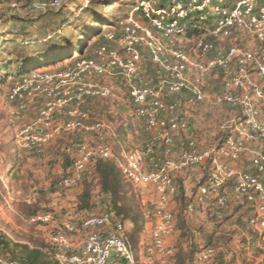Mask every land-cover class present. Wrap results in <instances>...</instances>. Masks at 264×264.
<instances>
[{"label": "built area", "instance_id": "2783aa9c", "mask_svg": "<svg viewBox=\"0 0 264 264\" xmlns=\"http://www.w3.org/2000/svg\"><path fill=\"white\" fill-rule=\"evenodd\" d=\"M33 1L32 11H45L62 4V0ZM230 2L169 0L161 4L159 0H137L120 30L104 31V43L89 57L75 58L63 68L31 70L22 74L7 93L16 115L27 111L32 103L40 104L35 117L14 136L19 150L40 155L63 132L80 131L84 137L92 134L103 137L108 127L102 121L89 123L87 106L93 99L109 96L106 79H118L129 92L134 114L142 118L148 128L157 130L159 136H165L167 131H187L189 126L179 111L180 104H166L164 99L185 94V104L193 107L205 98L203 79L214 70L220 71L222 88L215 101L240 113L238 118L225 124L228 135L221 144L202 148L195 137H189L187 146L176 158L167 155L163 161L156 162L153 160L158 148L155 137L141 150L124 152L118 163L125 179L135 186L153 188L156 195L153 209L144 212L145 217L152 220L150 240L144 246L147 263H152L155 257L168 263L174 255L173 246L167 242L175 231L170 207L177 191L173 172L210 163L209 176L198 187L200 200L209 204L210 215L227 205V187L231 185L233 192L246 203L257 204V215L250 220V225L264 226V220L259 219L264 213V153L250 150L246 145L248 140L264 138V125L259 120L260 107L264 106V0ZM3 6L0 3V11ZM133 11H138L143 22L133 18ZM192 14L211 21L208 35L213 38L200 37L197 61H192L182 48L173 45L174 36L185 29V21ZM237 31L258 39L262 43L260 49L252 51L237 44L220 49L217 41L231 38ZM156 32L169 44L170 50L154 35ZM111 44L117 45L121 53ZM139 46L147 49L152 62L159 67L157 77L140 76ZM192 69L194 77L190 76ZM84 139L71 144L72 161L63 179L65 188H74L92 161L114 158L108 143L90 144ZM165 141L171 143L170 138L166 137ZM246 154L250 155L247 169L232 164ZM146 158L151 160L149 167L143 163ZM3 178L4 172L0 173V182ZM27 221L45 229L59 264H108L113 256L124 260L125 264H137L127 244L124 222L111 210L101 213L79 208L61 212L38 210L29 215ZM1 232L0 228V235ZM75 233H83L84 238L76 251L70 252L71 236ZM216 253L213 247H201L195 255V263L211 261ZM0 263L15 264L3 258Z\"/></svg>", "mask_w": 264, "mask_h": 264}, {"label": "rangeland", "instance_id": "374dc122", "mask_svg": "<svg viewBox=\"0 0 264 264\" xmlns=\"http://www.w3.org/2000/svg\"><path fill=\"white\" fill-rule=\"evenodd\" d=\"M230 1L233 3L235 0ZM33 2V0H0V3L4 5L0 14H9L0 23V40L3 37L7 39L0 46L2 48L0 49V173L4 172L3 182L0 183V228L2 229L1 237H5L10 243L28 242L51 246L45 229L27 221L28 216L35 211L61 212L63 209L79 208L101 213L112 206L102 196L100 180L94 169L95 161L87 165L74 188L68 189L63 185V179L67 176L72 161L70 141H78V138H75L78 132H63L40 155L18 150L14 144V136L18 129L35 117L40 104L32 103L27 111L16 115L14 105L7 99V93L22 74L17 75V68L18 64L25 59L35 60L45 56L43 60L45 62L36 68H63L72 63L75 58L83 59L90 56L95 49L92 45L95 38L83 36L77 46L74 47L73 43L80 34L84 33L87 26H94L102 31L108 29L102 23L95 22V14L101 13L106 19L109 18L108 21H113L114 28L111 31L118 32L121 24L126 22L128 15L136 7L137 0H62L60 8L48 12L32 11ZM159 2L167 4L169 0H159ZM133 12V18L143 22L138 11ZM200 25L205 27L203 32L195 33L196 28H194L189 33L182 31L176 34L173 39V45L182 48L192 61H197V42L200 37L205 36L207 40H213L208 35L211 24L201 23ZM16 26L19 27L17 31ZM7 32L11 35L6 36ZM154 35L161 39L159 33L156 32ZM161 40L170 50L169 44ZM83 43H86V47L79 55L77 47ZM217 44L222 50L237 44L252 51H258L262 45L258 39L244 31H237L231 38L219 40ZM110 46L121 53L117 45ZM138 50L141 55L140 76L157 77L159 67L152 62L147 49L139 46ZM62 51L66 55L60 57L58 53ZM4 67H7V70H4ZM194 75L195 70H190V76L194 77ZM222 81L219 70H214L203 79L205 98L201 102V111L200 103L193 107L185 104V94L166 97L164 103L178 102L180 104L179 111L185 116L189 129L178 132L167 131L165 136H159L157 130L148 128L145 121L134 114L129 92L118 79L104 80L110 90L109 96L89 102L87 106L90 114L89 123L102 121L108 129L104 130L101 138L92 134L89 137L85 136L84 140L90 144L104 141L112 148L114 158L108 161L117 165L115 169L119 185L117 200L120 201L117 208L121 209L120 211L125 215L123 219H120L125 225L127 244L136 253L144 250V243L141 244L140 237L144 240L152 227V220L146 218L144 212L153 209L156 195L153 188L135 186L125 179L118 163L124 152L141 150L155 137L158 148L153 160L156 162L163 161L167 155L169 158H176L177 149L166 143V137L171 141L174 140L178 145L186 143L189 137H195L198 146L202 148L217 145L219 137H216L213 142H208L204 139L206 130H201L195 120L201 114L203 119L198 121L214 122L217 127L219 126L215 132L220 136L223 133L227 134L224 126L220 128L225 124L226 119H236L240 116L237 109L232 111L225 104L214 103L215 93L218 90L221 91ZM260 110L264 115V106L260 107ZM219 113L221 116H218ZM259 120L264 125L263 116H260ZM258 141H263V146L259 149L264 153V138ZM143 163L149 167L150 158L144 159ZM206 164L208 163L198 166L201 168ZM172 178L177 189V193L171 199L176 204L174 209L171 208L175 231H177V245L173 246L178 250L170 264H184L179 261L181 252L186 254L193 250L194 253L196 249L206 246L215 248L217 253L211 261L203 264L226 262L264 264V226L250 225V220L257 215V204L246 203L235 193L227 192L229 198L227 205L217 209L215 215H210L208 203H204V209H201L202 201L198 194L200 183L192 182L186 187L179 173L176 172L172 173ZM179 185L182 186L180 187L183 189L182 194L178 191ZM259 219L264 220V213ZM131 220L135 221V229L132 228V232H129L130 237H127L129 230L126 229V221ZM145 223L149 224L148 229L145 228ZM139 230L141 233L138 232ZM83 238V233L73 234L69 251H76ZM185 258L184 256L183 259ZM192 262L190 264H195Z\"/></svg>", "mask_w": 264, "mask_h": 264}, {"label": "trees", "instance_id": "16d2710c", "mask_svg": "<svg viewBox=\"0 0 264 264\" xmlns=\"http://www.w3.org/2000/svg\"><path fill=\"white\" fill-rule=\"evenodd\" d=\"M58 8H60V7L48 8L45 11L48 12V11H51L53 9H58ZM45 11H41V12H45ZM6 18H7V16H5V15L2 16V14H0V23L2 21H4ZM95 20H96L95 21L96 23L99 22V23H102L104 26H107V28L109 30L114 28L113 21H108L109 18L106 19V17L101 13L95 14ZM201 23H203V24L204 23H210L211 24V21H204L200 18L199 14H192V15L187 17V19L185 21V29L183 31H186L189 33V32H191L192 29L196 28L195 33L196 32L201 33V32H203V30H205L204 25H200ZM16 27L17 28L15 30L17 31L19 27L18 26H16ZM119 30H120V28H119ZM12 32H14V31H12ZM103 32L104 31H102V29H100V28H97L94 26H89V27L87 26L84 29V33L80 34V36L73 43V46L74 47L77 46V43L80 42V40L83 36L86 38H89V36H92L93 38H95L93 40L92 45L96 48V47H98L104 43ZM8 35H11L10 32H7L6 36H8ZM6 40L7 39L3 37L2 40H0V46ZM85 47H86V43H83L82 45H79V47H77L78 48L77 52L79 53V55H81L83 53ZM0 49H2V48L0 47ZM61 50H63V49H61ZM58 55L60 57H62V56H65L66 53L62 51V52L58 53ZM44 57L45 56H42V57L37 58L35 60H33V59L32 60H26L25 59V61H22L21 63L18 64L17 75H19L21 73L23 74V73H26V72H29V71L35 69L39 64H42L43 62H45V61H43V60H45ZM60 57H57V58H60ZM4 70H7V67H4ZM223 139L224 138L218 139L217 145L221 144ZM186 146H187V144H186ZM208 164L210 165V163H208ZM116 168H117V165L114 162H111L108 160H99L98 159V160H95V162H94V169H95V172L98 175L99 180H100V190H101L102 194L104 195L105 199H107V203L110 204V206H112L109 208V210L113 211L114 214L118 218L123 219L125 216L124 213L120 211L121 209L117 208V205L120 204V201L117 200L118 199L117 196L119 194V192H118L119 185H118L117 174L115 171ZM189 168H187V169H189ZM178 172H181V171H178ZM208 176L202 181V183H200V185L206 181ZM180 187H182V186L179 185L178 191H180L179 193L182 194L183 189H181ZM179 189H181V190H179ZM131 222L133 223V226H134L133 228L135 229V221L131 220ZM135 232H136V230H135ZM138 232H140V230ZM136 234H137V232H136ZM134 235H135V233H134ZM174 246H173V248H174ZM206 247H210V246H206ZM176 250H178V248L177 249L174 248V255L173 256L176 255ZM198 250H199V248L196 249L194 251V253H193V250L192 251L190 250L189 253H186V254L181 252L180 256H179V261L184 263V264H190L192 261L194 262L195 261V255H196ZM53 253H54L53 247L50 245L45 246L43 244L10 243L5 237H1V235H0V254H1L0 258H3V256H4L3 259H6L8 262L15 263V264H59L55 260ZM182 256H183V258H184V256L186 258L183 259ZM114 258L115 257L113 256L110 259V261ZM118 260L120 262H122V264H125L124 260H122L120 258ZM110 261L108 264H110Z\"/></svg>", "mask_w": 264, "mask_h": 264}, {"label": "crops", "instance_id": "0c3cea01", "mask_svg": "<svg viewBox=\"0 0 264 264\" xmlns=\"http://www.w3.org/2000/svg\"><path fill=\"white\" fill-rule=\"evenodd\" d=\"M3 15H5V16H7V15H9L8 13L6 14V13H4V14H2V16ZM211 89H214V88H211ZM215 89H216V87H215ZM220 91L218 90L217 91V93H215V96L214 95H212V97L214 96V103H216V101H215V97L217 96V94L219 93ZM208 95V94H207ZM210 95V94H209ZM98 99V98H97ZM201 104L202 103H200L199 105H200V107H199V110L201 111V109H202V106H201ZM263 106V105H262ZM261 106V107H262ZM205 107H207V106H205ZM231 109V108H230ZM232 111H234L233 109H231ZM239 113V112H238ZM262 113H263V111H262ZM262 113H261V117L263 116V118H264V115H262ZM239 115H240V113H239ZM202 115L201 114H199V116L197 117L198 119L197 120H195V121H197V123H198V125H199V128L201 129V130H206V134H204V139H206V140H208V142H213L215 139H216V137H219V139H222V138H225L227 135H228V133L225 135V133H223V135L221 134L220 136L219 135H217L216 133L217 132H215V130H216V128H218L217 126H216V124L214 123V122H206V123H202V122H200V121H198L199 119H203L202 117H201ZM218 116H221V113H219V115ZM228 116V115H227ZM233 119H235V118H231V119H226V121L224 122L225 124L226 123H228L230 120H233ZM225 124L224 125H221L220 126V128H223V126L225 127ZM75 132H78L76 135H75V138L77 137L78 138V140L79 139H82V138H84V135H83V133L82 132H80V131H75ZM207 142V141H206ZM70 143H72L71 141H70ZM168 145H172V146H174V148L175 149H177L176 151H175V155H176V157L179 155V153H180V151L183 149V147L184 146H186V144H187V142L186 143H183V144H180V145H178L174 140H172L171 141V143H167ZM177 144V145H176ZM202 144H204L203 142H202ZM205 145V144H204ZM246 145L248 146V148L250 149V150H255V151H261L259 148H261L262 146H263V141L261 142V141H258V140H248V141H246ZM19 150V149H18ZM21 151V150H20ZM23 151V150H22ZM24 152H28V151H24ZM166 157V156H165ZM250 155L249 154H246V155H244L243 156V158H241L240 160H238V161H236V162H234V163H232L233 165H235V166H237V167H239L240 169H247L248 167H249V164H250ZM210 170H211V166L209 165V164H206V165H203V167H201L200 168V166H193V167H190L187 171H181V172H176V173H179V175H180V178H181V180H182V182H183V184L186 186V187H188V186H190V184L193 182H196V183H202V181L209 175V173H210ZM227 192H229V193H231V194H233L234 192H233V190H232V187H231V185H229L228 187H227ZM102 196H104L103 194H102ZM175 202H172L171 201V204H170V207L171 208H173L174 209V207L176 206V204H174ZM203 202H202V208L201 209H204V207H203ZM242 205H240V207H241ZM126 223H127V226H126V229L127 230H129L128 231V233H127V237H130V234H129V232H132V228H133V223L131 222V221H126ZM148 227H149V224L148 223H145V228H147L148 229ZM176 232L177 231H175L174 233H173V235L168 239V244L169 245H175V244H177L176 243V237H177V234H176ZM139 233H141V232H139ZM138 233V234H139ZM215 233L217 234V232L215 231ZM132 234V233H131ZM243 234V233H242ZM46 235H47V233H46ZM48 237V236H47ZM149 240H150V238H149V231L147 232V235L145 236V238H144V240H143V238L142 237H140V242H141V244L142 243H144L143 244V246H145V244H147L148 242H149ZM71 241H72V236H71ZM24 243H26V244H29L28 242H24ZM71 246H72V243H71ZM74 246V245H73ZM133 253H134V257H135V260H136V263L137 264H170V262H168V263H163L162 261H160V259H159V257H155V259L153 260V262L152 263H147V261H146V258H145V255H144V250L142 249V250H139L137 253H136V251L133 249ZM115 258L114 259H112L111 261H110V264H122V262H120L118 259V257H116V256H114ZM194 263H195V261H194ZM196 264V263H195Z\"/></svg>", "mask_w": 264, "mask_h": 264}]
</instances>
